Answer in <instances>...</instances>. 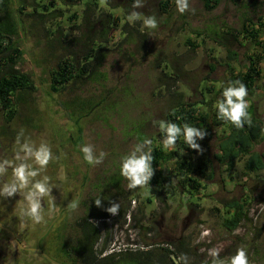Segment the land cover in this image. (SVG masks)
<instances>
[{
	"label": "rangeland",
	"instance_id": "obj_1",
	"mask_svg": "<svg viewBox=\"0 0 264 264\" xmlns=\"http://www.w3.org/2000/svg\"><path fill=\"white\" fill-rule=\"evenodd\" d=\"M86 1L91 0H82L70 7L69 11L64 8L62 25L65 27V36L69 37L73 32L74 29L69 28L72 23L81 25ZM95 1L97 14L109 12L117 18L111 26L109 40L102 44L108 50L103 52L98 72H95V75L97 73L100 76L95 79L94 75L89 80L67 85L55 97L62 107H66L74 98L86 101L85 108H88V101H104L81 118V140L77 145L61 136L63 157L58 159V154H55L57 160L52 165L53 169L61 173L63 187L66 185L65 174L77 184H81L87 176L88 182L82 194L84 202L90 204L98 200L97 210L109 209L114 205L117 209H127L123 217L126 220L121 219L116 226L115 249L132 246L131 241L125 240L128 234L138 238L140 241L136 244L145 248L140 235L146 237L143 230L146 227L150 233L146 237L148 244L171 245L178 255L181 254L178 250L185 251L182 257L175 254L168 256L170 259L173 256L175 262L180 259L181 264H214L208 256V249L213 247L220 249V260L226 261L237 248L243 247L248 264H263L264 169L247 170L244 167L246 156L236 160L231 169L217 161V143L225 133L224 127H212V136L206 141L207 144L199 145L200 150L190 155L195 167L200 161L206 160L212 172L209 179L204 176L199 179L201 187L195 192L190 193V187L182 188L177 185L178 182L175 194L165 193L161 186H150L148 183L129 189L127 181L119 175L118 165L120 157L136 145H143L145 138L152 140L151 147L160 145L162 134L158 131V122L165 120L166 114L178 101L174 92L182 93L183 101L194 102L208 116V122H212L213 104L219 96L217 85L231 80L233 73L244 71L249 56L257 62L260 75L256 90L248 94L246 99L249 108H253L262 124L261 136L252 146L251 152L264 153V24L260 26L264 23V0H219L211 10H206L200 0H188V9L184 13L177 11L176 0H168L169 6L165 10H162L161 5L164 0H141L140 8H132L133 0ZM73 11L77 12V16L69 21L68 16ZM130 12L154 16L157 27L143 28L139 20L129 24L126 16ZM99 28L98 23L94 25V30L98 31ZM245 28L257 30L258 37L253 38ZM28 32L29 39L26 45L23 44L28 52L27 56H22L20 67L31 71L35 61L44 65L48 50L46 45H39L42 43L40 39L45 38L41 28L31 26ZM141 33L144 34L143 39ZM53 52L54 56L46 62L45 67L48 69L55 66L61 55L59 50ZM30 53L35 57L33 63L28 60ZM35 69L37 73L42 72ZM165 73L176 77L177 83L167 79ZM167 83L171 86H167ZM28 95L23 94L22 98ZM34 95L37 101H32L33 96L28 97L24 118L34 106L40 108L44 104L46 97L41 91ZM54 107L55 104L50 101L49 109ZM66 109L71 122L79 116L73 106L71 111ZM15 113L10 122L14 128H21L25 122H22V116H16ZM45 118L47 116L41 114V121H45ZM43 124L37 141L44 142L47 136L46 143L50 146L53 136L49 135L48 130L43 131L48 128L46 122ZM84 144L93 146L94 155H99L101 151L105 153L101 163L87 168L79 151V146ZM146 149L145 145L141 150ZM168 151L165 150L166 153ZM180 152L181 156L188 154L186 149ZM174 167L173 158L166 163V168L172 171ZM42 175L48 174L44 171ZM54 187L63 188L58 185ZM233 201L240 203L247 219H242L234 230H229L224 226V221L234 213L235 208L229 206ZM76 212L79 214L80 207ZM126 222L129 223L127 229L123 224ZM130 225L136 228L131 229ZM44 229L43 225H39L40 231ZM206 231L208 235H204ZM179 238L184 239V248L180 247ZM42 243L51 256L59 257L56 247L47 246L44 241Z\"/></svg>",
	"mask_w": 264,
	"mask_h": 264
},
{
	"label": "trees",
	"instance_id": "obj_2",
	"mask_svg": "<svg viewBox=\"0 0 264 264\" xmlns=\"http://www.w3.org/2000/svg\"><path fill=\"white\" fill-rule=\"evenodd\" d=\"M200 1L206 10H211L219 0ZM81 2L82 0H0V107L2 114L7 116L6 120L10 121L12 119L14 113L11 109L15 108L19 104L18 102H22L23 94H29L28 91L34 90V81L31 80L26 71L20 69V61L25 53L23 44L26 45L27 39H29L28 30L31 29V26L41 28V34L45 37L44 40L40 39L42 43H39V45H46L48 50L46 51L45 57L47 59L44 65H46L49 58L54 56V50L61 52L55 66L48 70L49 91L58 94L66 89L67 85L89 80L93 78L95 72H98L103 52L108 50L102 44L109 40L111 26L117 18H114L109 12L97 14V2L95 0L86 1L82 10L81 25L72 23L69 28L74 30L67 37L65 36V27L62 25L64 10H66L64 8L69 11L70 7ZM161 5L162 10H165L169 6V1L164 0ZM76 16L77 12L73 11L68 16V20L73 21ZM97 23L100 25L98 31L94 30V25ZM263 24H260V26ZM125 25L126 23L123 24V27ZM245 31L253 38L258 37L256 36L257 30L245 28ZM224 34L227 35L228 33ZM140 37L143 39L144 34L141 33ZM224 39L227 40V38ZM256 41L258 44L259 41ZM187 42L193 44L191 41ZM29 57L33 58L34 54L31 55L30 53ZM33 61H35V57ZM244 68V71L233 73L231 80H240L245 84L248 94H250L256 90V81L260 72L258 64L252 56L248 57V62L244 65ZM99 76L96 73L95 79ZM165 76L167 79L172 80V83H177L176 77L172 78L168 74ZM168 85L169 83H167ZM174 94L178 97V101L166 114L165 120L178 124L189 123L198 128H204L206 132L204 138L195 140L200 146H205L206 141L211 138L212 127H224L225 133L217 143V152L215 153L217 161L227 169H231L236 160L246 156L244 167L247 170L264 169V153L251 152L252 146L259 140L262 132L261 121L255 116L253 108H248L251 122L245 123L242 128L237 129L230 123L218 120L215 112L212 114V122L209 123L208 116L203 114L200 107H197L194 102L183 101L181 98L182 93L174 92ZM102 100L104 101V99H101V101L98 100L95 103L88 101V108L84 106L86 101L78 98H74L70 101V104L66 105L69 111L73 106L74 112L79 115L72 121L74 132L70 140L73 144L77 145L81 140V118L89 114L94 106L100 105L103 102ZM160 145L152 147L153 161L151 167L153 174L148 181L150 186L158 185L161 186L163 192L175 194L174 189L178 182L177 185L182 188L190 187L189 192L191 193L201 187L199 179H202L203 176L209 179L212 176L209 162L206 160L200 161L196 167L193 165L190 155L194 154L196 150L189 149L182 140L177 141L175 151H168V153ZM181 149H186L188 154L181 156ZM173 158L175 159V167L172 171H167L166 163ZM229 206L234 207L235 210L224 221V226L229 230H234L242 219H247V215L242 210L239 202L233 201ZM107 210L93 215L100 218L109 217L110 212ZM126 210L117 209L116 223L124 217ZM170 248L171 245L164 248L169 251L168 255L175 254L178 257L177 252L175 253Z\"/></svg>",
	"mask_w": 264,
	"mask_h": 264
},
{
	"label": "flooded vegetation",
	"instance_id": "obj_3",
	"mask_svg": "<svg viewBox=\"0 0 264 264\" xmlns=\"http://www.w3.org/2000/svg\"><path fill=\"white\" fill-rule=\"evenodd\" d=\"M27 52L28 49H25L23 58L27 56ZM28 60L33 63V58L28 57ZM33 65H31V71L24 66L20 69L26 71L31 80L34 81V90L28 91L30 95L22 98V102H18L19 104L11 109L12 113L20 112L15 114L16 116L18 114L22 116V122H25L22 127L14 128L13 123L6 120L7 116L2 114L0 107V160L13 158L18 132H22L21 143L25 140H31L39 144L37 140L42 132L41 124L44 122L47 123L48 128L43 131L48 130L49 135L53 136L50 148H53L52 153L56 152L53 156L58 154L56 155L58 159L63 157L64 148L63 144L60 143L61 136L62 139L64 137L65 139L66 137L71 139L72 137L73 123L70 120V115L68 116L66 107H62L55 94L48 90L50 86L49 69L38 61H35ZM35 67L42 72L37 73ZM39 91L46 97L43 106L40 108L34 106L30 110L28 107L27 110L29 111L26 112L28 115H25L24 118L25 108L28 106L29 101L28 97H32ZM34 96L32 101H37ZM50 101L55 104V107L51 110L49 109ZM22 105H24L23 108H21ZM16 109L17 111H15ZM41 114L47 116L44 119L45 121H41ZM44 139V142H46L48 137L46 136ZM47 144L49 145V143ZM54 158L49 162L45 173L47 172L51 178L50 182L52 184L63 187L61 173L59 170L53 169L52 162L57 160L55 156ZM89 167L90 165L87 168L89 169ZM65 176L66 185L61 189L53 187L51 195L43 198L42 219L38 224H34L30 217L20 213L18 202L22 201L21 196L14 195L11 198L0 196V264H178L172 259L173 256L170 259L169 251L164 249L165 246L147 243L146 237L150 236V233L146 227L143 228L146 237L143 238L140 235L143 245L144 243L146 245L145 248L136 244L140 241L138 238L137 240L128 234L130 239L127 237L126 241H131L130 245L132 246L130 248L115 249L116 226L121 221L116 223L115 217L117 214H112V216L106 218L94 216L93 214L107 209L97 210L95 201L90 204L83 201V187L88 182L87 176L81 181V184H77L72 177H67L66 174ZM9 178L10 170L8 175L0 176V184L7 182ZM79 207L80 212L77 214L76 211ZM122 219L126 220L125 218ZM123 224L129 225L127 222ZM39 225H43L45 229L40 231ZM130 226L131 229L134 227ZM51 231L53 233L49 234ZM47 237L50 238L47 239ZM180 238L178 242L180 241V247L184 248V239ZM43 241L47 246L56 247L59 257L51 256L44 249ZM178 251L181 253L178 257L185 254V251ZM174 252L176 253V251Z\"/></svg>",
	"mask_w": 264,
	"mask_h": 264
},
{
	"label": "clouds",
	"instance_id": "obj_4",
	"mask_svg": "<svg viewBox=\"0 0 264 264\" xmlns=\"http://www.w3.org/2000/svg\"><path fill=\"white\" fill-rule=\"evenodd\" d=\"M176 6L178 12L184 13L188 9V0H176ZM140 7H142L141 0H133L132 8ZM137 20L141 22L143 28L157 27L154 16L142 15L137 12H130L126 16V21L129 24ZM217 90L219 96L214 101L213 111L218 120L230 123L237 129L242 128L245 123L251 122L248 113L249 101L246 99L248 90L244 83L240 80L222 81L217 85ZM158 131L162 134L160 144L162 149L166 151H175L178 140H182L189 149L199 151L200 146L195 140L203 139L206 135L204 128H198L189 123L178 124L168 120L158 122ZM21 135L22 132L17 133L16 150L13 158L0 160V176L8 175L10 170L8 181L0 184V196L9 198L14 195L21 196L22 201L18 202L20 213L30 217L34 224H38L42 219V200L45 196L51 195L54 187L50 182L51 178L48 175H42V173L46 170L49 162L55 158L46 142L36 144L31 140H25L21 143ZM151 144L152 140L145 138L143 145H136L119 159V175L127 181L129 189L145 186L153 174ZM145 145L147 149L142 151L141 149ZM79 151L82 153L84 162L88 165L101 163L105 155L102 151L99 155H94L91 144L79 146ZM95 203L97 206L99 205L98 200ZM107 211L117 214V206L114 205ZM128 227L126 225L125 229ZM204 235H208V232L206 231ZM219 252L220 249L215 247L208 249V256L212 258L214 264H248L246 251L243 247L237 248L233 254L227 257L226 261L218 259ZM178 264H181L180 259Z\"/></svg>",
	"mask_w": 264,
	"mask_h": 264
},
{
	"label": "water",
	"instance_id": "obj_5",
	"mask_svg": "<svg viewBox=\"0 0 264 264\" xmlns=\"http://www.w3.org/2000/svg\"><path fill=\"white\" fill-rule=\"evenodd\" d=\"M37 250H39V249H37ZM46 255V254H45ZM58 264V263H57Z\"/></svg>",
	"mask_w": 264,
	"mask_h": 264
}]
</instances>
